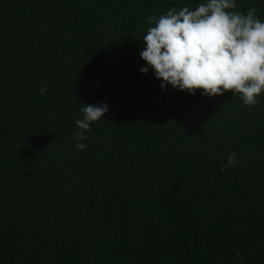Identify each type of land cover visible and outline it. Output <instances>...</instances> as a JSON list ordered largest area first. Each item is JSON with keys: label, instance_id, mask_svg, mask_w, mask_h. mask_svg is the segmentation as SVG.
Segmentation results:
<instances>
[{"label": "trees", "instance_id": "1", "mask_svg": "<svg viewBox=\"0 0 264 264\" xmlns=\"http://www.w3.org/2000/svg\"><path fill=\"white\" fill-rule=\"evenodd\" d=\"M204 2L0 0V264H264V93L140 71L148 18Z\"/></svg>", "mask_w": 264, "mask_h": 264}, {"label": "clouds", "instance_id": "2", "mask_svg": "<svg viewBox=\"0 0 264 264\" xmlns=\"http://www.w3.org/2000/svg\"><path fill=\"white\" fill-rule=\"evenodd\" d=\"M255 7L247 13L236 10V0H205L195 9L173 7L159 18L150 16V27L143 36L141 58L153 70L155 78L168 85L195 95L223 96L239 94L245 106H255L264 93V22ZM47 88L42 87L43 95ZM109 111L107 104L85 105L83 118L76 119L73 138L76 148L83 151L87 132ZM236 154L228 157L221 171L235 165ZM241 264L243 256L237 253Z\"/></svg>", "mask_w": 264, "mask_h": 264}]
</instances>
